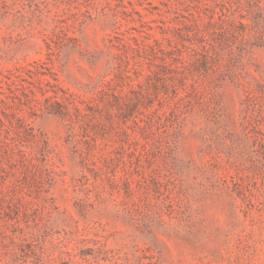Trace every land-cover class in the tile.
Listing matches in <instances>:
<instances>
[{
  "label": "rangeland",
  "instance_id": "rangeland-1",
  "mask_svg": "<svg viewBox=\"0 0 264 264\" xmlns=\"http://www.w3.org/2000/svg\"><path fill=\"white\" fill-rule=\"evenodd\" d=\"M0 264H264V0H0Z\"/></svg>",
  "mask_w": 264,
  "mask_h": 264
}]
</instances>
